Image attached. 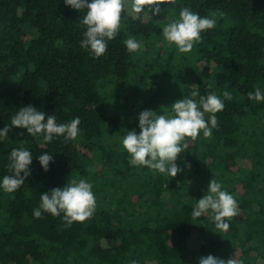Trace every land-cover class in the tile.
Instances as JSON below:
<instances>
[{"label":"trees","instance_id":"trees-1","mask_svg":"<svg viewBox=\"0 0 264 264\" xmlns=\"http://www.w3.org/2000/svg\"><path fill=\"white\" fill-rule=\"evenodd\" d=\"M160 7L158 15L137 14L127 0L119 34L96 58L80 46L86 10L64 0H0V130L10 128L0 140V182L11 175L12 149L23 146L33 157L24 185L14 193L0 188V264H199L208 255L264 264V101L247 96L256 87L264 94V0ZM182 7L216 20L183 53L186 68L162 35ZM129 37L142 43L139 51H127ZM225 90L233 99L216 114L219 126L210 137L186 138L176 177L130 162L121 141L126 131L139 133L143 109L170 112L190 91L223 99ZM28 105L57 123L79 117L80 134L45 142L43 134L12 128L11 118ZM45 153L53 157L48 171L38 160ZM69 178L93 185L94 216L69 228L62 214L35 218L41 194ZM213 178L238 203L227 231L216 228L211 212L191 216Z\"/></svg>","mask_w":264,"mask_h":264},{"label":"clouds","instance_id":"clouds-1","mask_svg":"<svg viewBox=\"0 0 264 264\" xmlns=\"http://www.w3.org/2000/svg\"><path fill=\"white\" fill-rule=\"evenodd\" d=\"M127 0H64L66 6L86 14L81 19V24L86 30L80 46L99 58L108 50V41L114 40L122 27V14ZM132 10L158 15L161 4L175 5L176 0H131ZM147 9V10H146ZM215 18L201 17L189 7H182L179 17L163 26V38L174 44L179 53H189L194 46L202 42L201 33L214 28ZM129 53H134L142 48V43L129 37L125 40ZM223 99L214 92L200 96L197 91H190L183 99L175 101L170 112L143 110L138 115L139 133L135 129L126 131L122 137V149L130 156V162L135 166H144L172 178L176 177L182 168L177 164L180 153L187 149L186 138L195 141L200 133L204 137L212 135V129L217 128L216 114L224 110V101H231L233 95L230 91H223ZM249 100L264 101L259 87L254 92L247 94ZM197 97H199L197 99ZM208 114V118H205ZM81 121L79 117L67 123H57L56 116L47 115L37 110L32 105L21 107L11 118L12 128H24L32 137L43 134L45 142H51L54 137L63 136L65 141L75 140L80 134ZM10 128L6 125L0 130V140L7 138ZM10 163L7 165L11 175H4L0 188L6 193H14L25 184L26 178L31 174L29 166L32 163V153L24 148H14L9 154ZM38 160L45 171L53 160L50 154L38 156ZM23 173V175H21ZM168 187V185H167ZM93 185L86 179L69 178L64 187L53 188L50 192L40 196V205L33 210L35 218H42V213L53 217H60L65 228L74 222L83 223L92 218L97 209ZM211 212L215 226L220 231H227L230 227L228 221L239 214V207L233 195L222 190V185L215 178L211 179L205 194L194 205L191 216L193 219ZM130 264H139L132 260ZM199 264H244L232 256L224 260L213 255L199 258Z\"/></svg>","mask_w":264,"mask_h":264},{"label":"rangeland","instance_id":"rangeland-1","mask_svg":"<svg viewBox=\"0 0 264 264\" xmlns=\"http://www.w3.org/2000/svg\"><path fill=\"white\" fill-rule=\"evenodd\" d=\"M164 41H165V44L166 45H169V43L165 39H164ZM181 54H182V57L181 58H178V60H177L178 62L177 61L176 62H177V64L179 63L178 64L179 67H181L183 65V68H186L187 65H186L185 56L183 55V53H181ZM151 63H152V66H153L152 67V72L155 73L158 70L159 66H158L157 62H155V61L154 62L152 61ZM143 110H146V108L143 109Z\"/></svg>","mask_w":264,"mask_h":264}]
</instances>
